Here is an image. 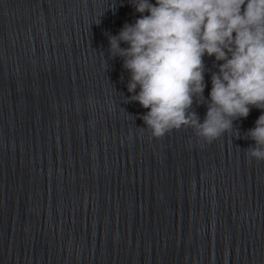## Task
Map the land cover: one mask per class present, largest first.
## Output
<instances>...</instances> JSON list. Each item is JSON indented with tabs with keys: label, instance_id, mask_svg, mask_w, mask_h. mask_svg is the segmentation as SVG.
I'll return each instance as SVG.
<instances>
[{
	"label": "water",
	"instance_id": "95a60500",
	"mask_svg": "<svg viewBox=\"0 0 264 264\" xmlns=\"http://www.w3.org/2000/svg\"><path fill=\"white\" fill-rule=\"evenodd\" d=\"M137 16L0 0V264H264V161L245 136L260 111L211 143L153 138L108 52Z\"/></svg>",
	"mask_w": 264,
	"mask_h": 264
},
{
	"label": "clouds",
	"instance_id": "9594fccd",
	"mask_svg": "<svg viewBox=\"0 0 264 264\" xmlns=\"http://www.w3.org/2000/svg\"><path fill=\"white\" fill-rule=\"evenodd\" d=\"M129 4L138 16L108 35V52L127 73L128 100L146 110L144 128L156 139L190 128L211 143L255 108L261 114L245 133L253 141L247 155L264 161V0ZM205 58L215 71L206 68ZM194 103L206 106L202 121Z\"/></svg>",
	"mask_w": 264,
	"mask_h": 264
}]
</instances>
